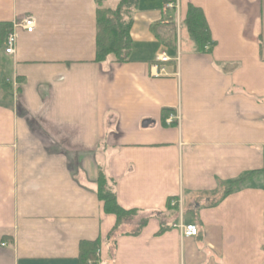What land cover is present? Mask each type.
Segmentation results:
<instances>
[{"label": "crops", "instance_id": "crops-1", "mask_svg": "<svg viewBox=\"0 0 264 264\" xmlns=\"http://www.w3.org/2000/svg\"><path fill=\"white\" fill-rule=\"evenodd\" d=\"M98 1L0 0V264H82L97 241L88 264H264V0H140L125 63L96 61ZM191 8L208 49L181 28ZM162 52L179 60L155 78ZM99 180L134 211L119 227Z\"/></svg>", "mask_w": 264, "mask_h": 264}, {"label": "trees", "instance_id": "trees-1", "mask_svg": "<svg viewBox=\"0 0 264 264\" xmlns=\"http://www.w3.org/2000/svg\"><path fill=\"white\" fill-rule=\"evenodd\" d=\"M176 0H164L163 3L169 4ZM97 9V35H96V61L104 62L110 58L118 63H125L132 59L133 41L131 30L133 25L132 13L138 9L140 0H120L116 8H103L102 1H98ZM185 24L189 32L194 36L202 50L208 44V31L202 12L199 9L191 8ZM256 173H250L243 178L229 183L222 191L221 197L230 194L247 184L251 176ZM104 183L99 180L98 194L106 213L117 217L119 227L126 220H129L134 211H127L117 203L116 196L109 190L104 189ZM264 188V177H263ZM83 254L82 264H88L89 260L95 259L94 252L99 248L100 242L87 243ZM83 248V247H82Z\"/></svg>", "mask_w": 264, "mask_h": 264}, {"label": "built area", "instance_id": "built-area-1", "mask_svg": "<svg viewBox=\"0 0 264 264\" xmlns=\"http://www.w3.org/2000/svg\"><path fill=\"white\" fill-rule=\"evenodd\" d=\"M178 9V2L177 3H171L165 6V9ZM23 30L27 33H33L36 29V19L31 16L27 15L22 17L20 20L15 21L12 23L11 29L8 31L6 39H5V52L8 55H13L16 52V46L18 41V30ZM176 62H178L179 58L174 59ZM172 62V59L165 53H160L154 64L151 66V75L152 77L158 78V77H165L168 76L167 70H166V64ZM14 86L16 87L17 84L14 83ZM181 122V116L180 113L177 111V114L169 115L165 121L167 126H171L174 123H177L180 125ZM177 201H172L171 206L175 207L178 205ZM174 229H177L181 236L184 238H194L198 236V228L195 224H185L182 220V216L180 215V220L177 223H174L172 225Z\"/></svg>", "mask_w": 264, "mask_h": 264}, {"label": "rangeland", "instance_id": "rangeland-1", "mask_svg": "<svg viewBox=\"0 0 264 264\" xmlns=\"http://www.w3.org/2000/svg\"><path fill=\"white\" fill-rule=\"evenodd\" d=\"M181 28H182L183 32L185 31L184 33L187 35V37H189L194 43H196L194 36L190 32H188L187 28L185 27V25L183 23L181 24ZM177 34H178V32H177ZM177 40H178V35H177ZM6 82L8 83V81H6ZM2 84H3V82L1 80L0 85H2Z\"/></svg>", "mask_w": 264, "mask_h": 264}]
</instances>
